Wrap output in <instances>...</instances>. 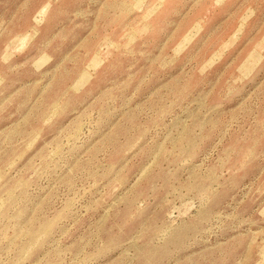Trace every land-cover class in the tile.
<instances>
[{
  "label": "rangeland",
  "instance_id": "374dc122",
  "mask_svg": "<svg viewBox=\"0 0 264 264\" xmlns=\"http://www.w3.org/2000/svg\"><path fill=\"white\" fill-rule=\"evenodd\" d=\"M0 264H264V0H0Z\"/></svg>",
  "mask_w": 264,
  "mask_h": 264
}]
</instances>
